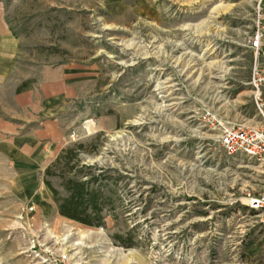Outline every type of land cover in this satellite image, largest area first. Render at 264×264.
I'll list each match as a JSON object with an SVG mask.
<instances>
[{
    "label": "rangeland",
    "instance_id": "1",
    "mask_svg": "<svg viewBox=\"0 0 264 264\" xmlns=\"http://www.w3.org/2000/svg\"><path fill=\"white\" fill-rule=\"evenodd\" d=\"M253 5L0 0L9 31L0 54V264H264V223L245 200L264 193V177L227 155L202 116L257 120L245 47ZM208 43L226 57L210 56ZM46 67L64 69L66 97L45 99ZM25 91L29 107L13 102ZM30 129L50 139L14 150L9 140ZM78 144L77 162L45 176ZM74 177L97 180L101 226L58 214L45 180L64 197Z\"/></svg>",
    "mask_w": 264,
    "mask_h": 264
},
{
    "label": "built area",
    "instance_id": "2",
    "mask_svg": "<svg viewBox=\"0 0 264 264\" xmlns=\"http://www.w3.org/2000/svg\"><path fill=\"white\" fill-rule=\"evenodd\" d=\"M245 47L252 55L247 85L250 88L256 122H234L222 120L211 110H205L204 124L217 132L222 150L229 156H238L256 165L264 177V0H254L250 33ZM246 206L258 212L264 223V193L245 196Z\"/></svg>",
    "mask_w": 264,
    "mask_h": 264
},
{
    "label": "trees",
    "instance_id": "3",
    "mask_svg": "<svg viewBox=\"0 0 264 264\" xmlns=\"http://www.w3.org/2000/svg\"><path fill=\"white\" fill-rule=\"evenodd\" d=\"M82 150L83 145L78 144L74 149H66L61 152L51 166L45 169V176L51 175L52 167L60 164L62 161L66 162V165L70 160L77 162L78 155ZM72 152L74 154L70 157L69 154ZM73 168L74 166L70 167V169ZM95 181L97 180H82L78 177L68 178L62 183L66 193L64 197H60L58 191L51 186L49 181L45 180V185L51 191L53 200L57 206V212L61 217L85 226H101L104 220L102 214L103 195L99 189L90 187V184H93ZM116 238L122 242L121 238ZM125 246L128 247L130 245Z\"/></svg>",
    "mask_w": 264,
    "mask_h": 264
},
{
    "label": "crops",
    "instance_id": "4",
    "mask_svg": "<svg viewBox=\"0 0 264 264\" xmlns=\"http://www.w3.org/2000/svg\"><path fill=\"white\" fill-rule=\"evenodd\" d=\"M8 32L9 31L7 30V26L5 25L4 20L0 17V45L2 47L0 54L3 56L6 53L5 45H6L7 40L9 42L8 34H7ZM44 69L45 71L41 79L42 82L40 85V90H41V93L44 95L45 99L51 101L50 97L56 100L66 97L68 86H66V83L64 84L65 79L63 78V76H61L64 69L56 68V67H52V68L46 67ZM55 89H58V91H55ZM23 93H24V97H21ZM23 93H20V92L15 93L13 102H16V103L18 102V104H23L25 105V107L27 106L29 107L32 104L31 103L32 93L30 91H25ZM4 127H5V122L0 120V134L4 133V130H5ZM47 133L51 134L49 130L36 131V130L30 129L29 132H26L25 135L23 136L17 135L11 138L9 140V144L14 146L13 147L14 150L18 149L17 151L22 153L23 149H28V150L35 149L39 146L41 141L45 139H50L49 135L46 136ZM3 148H6V146Z\"/></svg>",
    "mask_w": 264,
    "mask_h": 264
},
{
    "label": "bare ground",
    "instance_id": "5",
    "mask_svg": "<svg viewBox=\"0 0 264 264\" xmlns=\"http://www.w3.org/2000/svg\"><path fill=\"white\" fill-rule=\"evenodd\" d=\"M228 6H224L221 10H220V8L219 9H216V12L214 13L215 15H214V17L212 18V21H210L209 22V26L211 27V26H215L214 24H211V23H216V20L219 18V16H220V13L223 11V9L225 10L226 8H227ZM206 46V49L205 50H211V52H210V56H213V57H218L219 59L218 60H223L226 56L223 54V53H221V52H218L217 51V49L216 48H214V45L212 44V43H208V44H206L205 45ZM200 61V60H199ZM194 62V61H193ZM198 62V59H196V61H195V65H196V63ZM211 63V62H210ZM214 64L215 63H219V64H225V63H227V61H214L213 62ZM227 70V69H226ZM214 71H217V70H214ZM223 72V71H222ZM219 73V72H218ZM221 73V72H220ZM220 77H222V76H217V74L216 75H213V77H211L212 79H214V80H216L218 83H217V86L218 87H221V84H220V81H221V78ZM166 83L165 82H162V86L163 85H165ZM160 88V87H159ZM167 87H162L161 88V90L162 89H166Z\"/></svg>",
    "mask_w": 264,
    "mask_h": 264
}]
</instances>
